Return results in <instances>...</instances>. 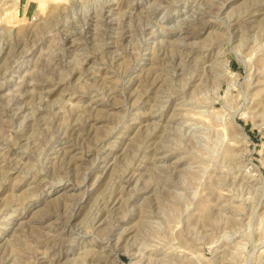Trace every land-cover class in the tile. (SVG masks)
I'll return each mask as SVG.
<instances>
[{
    "label": "rangeland",
    "instance_id": "obj_1",
    "mask_svg": "<svg viewBox=\"0 0 264 264\" xmlns=\"http://www.w3.org/2000/svg\"><path fill=\"white\" fill-rule=\"evenodd\" d=\"M0 264H264V0H0Z\"/></svg>",
    "mask_w": 264,
    "mask_h": 264
}]
</instances>
